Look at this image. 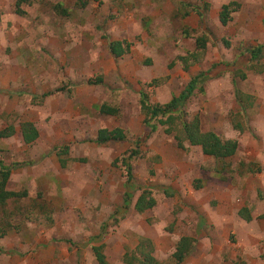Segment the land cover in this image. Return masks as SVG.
<instances>
[{
    "label": "rangeland",
    "instance_id": "obj_1",
    "mask_svg": "<svg viewBox=\"0 0 264 264\" xmlns=\"http://www.w3.org/2000/svg\"><path fill=\"white\" fill-rule=\"evenodd\" d=\"M18 1L0 0V133L14 132L0 137V161L18 165L8 189L28 191L46 212L27 223L16 215L29 201L0 208V264H99V246L108 264H127L148 242L174 264L183 238L194 240L183 264H264V56L249 58L264 46V0ZM113 41L130 42V53L115 59ZM214 65L221 69L186 103V118L151 133L141 93L167 104ZM104 105L118 115L102 114ZM195 119L203 133L237 141V154L222 161L187 140L179 147L182 123ZM26 122L40 134L31 144ZM116 128L126 140L96 142ZM143 195L155 206L139 212Z\"/></svg>",
    "mask_w": 264,
    "mask_h": 264
},
{
    "label": "trees",
    "instance_id": "obj_2",
    "mask_svg": "<svg viewBox=\"0 0 264 264\" xmlns=\"http://www.w3.org/2000/svg\"><path fill=\"white\" fill-rule=\"evenodd\" d=\"M26 3V0H19L18 4ZM81 8H84L88 5V2H84L83 0H79ZM19 4V5H20ZM233 5H237L232 2L228 5H224L222 7V11L220 13V22L222 25L227 26L231 21V15L233 13L232 7ZM62 7L57 5L55 10L58 12ZM62 15L68 16V11L62 10ZM132 48V44L127 41H113L109 43V50L111 55L115 59H120L125 55L129 54ZM201 48L205 49L206 44L202 40ZM264 56V46H259L257 49H254L250 52L249 58L250 61H259ZM222 67L228 69L234 64L224 63L221 64ZM221 66L214 65L212 69L207 72H202L191 79L185 89L176 97H174L167 104H152L149 102L148 96L145 93H141V108L142 111L145 112V124L150 127L151 133L157 131L158 126H167L171 127L167 130L168 133H171L172 125L176 119H185L186 113L184 111V107L186 103L191 99L196 91L204 92V86L206 83L211 80L212 73L216 70H220ZM90 85L103 84V79H99L96 81L89 82ZM63 89H57L51 93H45L43 95V99L53 96L55 93L62 92ZM42 99V100H43ZM241 97L238 95L237 100L241 102ZM101 113L104 115L115 116L118 115V110L111 108L109 106H102ZM157 123L159 125H157ZM22 137L26 144H31L35 142L39 138V131L33 123L26 122L22 124ZM183 136H176V140L178 142V146L183 148L184 141L187 140L191 146L202 148L203 153L206 156L213 157L216 160L225 161L227 158L233 157L237 154L238 151V142L237 141H227L224 142L221 137H219L216 133L206 132L203 133L200 128V122L198 119H195L194 123H188L184 121L182 123ZM150 133V134H151ZM13 128H9V130L3 131L0 133V137H10L13 135ZM126 140V134L121 128H116L114 130L102 129L98 132L96 137V142L99 145L107 144L110 142H121ZM69 151V147L63 148V151L60 152V156L67 155ZM62 166H65L66 162L64 159H61ZM128 166V165H127ZM18 165L8 166L4 162L0 161V208L3 209L4 213H8L9 204L12 202H19L21 200H26V202L30 203V206L24 207L26 205H22L17 208L18 214L16 216H20L26 219V222H30L35 211H40L43 214L46 212V207L44 202H36L35 199H31L28 191L23 192H13L8 189L9 182L12 176V172L14 169H17ZM247 171L250 174L256 173V171L252 170L251 166L248 167ZM128 183L133 181L132 168L128 167ZM147 197L145 195L141 196L139 200L136 202L135 209L139 212H144L145 210L152 209L155 206V202L153 199L146 200ZM128 200V199H127ZM126 200V201H127ZM40 207L36 208L35 203ZM11 213L6 215V220L10 218ZM14 216V213H12ZM3 219V218H2ZM2 221L0 220V223ZM1 225V224H0ZM7 230L14 229V225L11 222L7 223ZM1 229V226H0ZM194 240L190 238H183L181 242L177 245L175 252L173 253L172 259L174 264H183L185 260L189 257L192 252ZM139 257L133 256V254L125 255L124 259L127 264H164L160 262L153 254L152 243L148 242V244H142L139 246ZM94 253L96 254V258L99 264H108L105 256L102 253V247H93ZM135 259V260H133ZM239 264V263H238Z\"/></svg>",
    "mask_w": 264,
    "mask_h": 264
},
{
    "label": "crops",
    "instance_id": "obj_3",
    "mask_svg": "<svg viewBox=\"0 0 264 264\" xmlns=\"http://www.w3.org/2000/svg\"><path fill=\"white\" fill-rule=\"evenodd\" d=\"M50 97H51V96H50ZM47 98H49V97H47ZM47 98H45V100H46Z\"/></svg>",
    "mask_w": 264,
    "mask_h": 264
}]
</instances>
